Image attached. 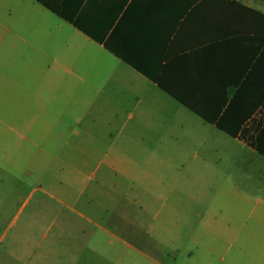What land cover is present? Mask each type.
<instances>
[{
	"label": "crops",
	"instance_id": "crops-1",
	"mask_svg": "<svg viewBox=\"0 0 264 264\" xmlns=\"http://www.w3.org/2000/svg\"><path fill=\"white\" fill-rule=\"evenodd\" d=\"M263 105L264 0H0V264H264V183L195 205Z\"/></svg>",
	"mask_w": 264,
	"mask_h": 264
},
{
	"label": "rangeland",
	"instance_id": "rangeland-1",
	"mask_svg": "<svg viewBox=\"0 0 264 264\" xmlns=\"http://www.w3.org/2000/svg\"><path fill=\"white\" fill-rule=\"evenodd\" d=\"M227 149L230 150L231 158L230 156L227 157L230 158L231 161H224L219 165H206V167H215V171L217 170L218 172H220L221 176L218 180L213 179V177L209 180H205L204 195L202 197H195L200 201V203H195L198 209H201V207L217 205L227 210L231 205H234L232 201H234L235 199L239 201L242 198L240 196L236 197L223 196L222 194L218 195V188H233L235 190H241L243 191V193H245L244 191H253L254 193H256V196L253 197L257 199H260L261 197V194L258 193L259 191H261L262 183H264V178L262 179V175L255 177L253 175L248 176L247 174H245L247 167L252 166L253 168H255L256 166H259V160L253 158V160L248 161L247 159L251 156L250 152L241 149L240 146H236L233 148H220L219 152L222 155H227ZM248 162H251L252 165ZM206 171L210 172L212 170H210V168H206ZM30 182L33 183V181ZM25 190H17L10 196L11 201L8 209V214L5 216V223L12 219L16 214L22 201L25 198ZM240 215L241 217H239V220L243 221L242 219H245L248 213L246 211H243L240 213ZM218 261H220V259H218ZM215 262H213V264H215Z\"/></svg>",
	"mask_w": 264,
	"mask_h": 264
},
{
	"label": "trees",
	"instance_id": "trees-1",
	"mask_svg": "<svg viewBox=\"0 0 264 264\" xmlns=\"http://www.w3.org/2000/svg\"><path fill=\"white\" fill-rule=\"evenodd\" d=\"M178 101H179V100H178ZM180 102H181V101H180ZM261 114H262V116H263V122H264V105H263V107H262ZM215 125H216V127H217L218 129H220L221 131L227 133L228 135H230V136H232V137H236V133L233 132V131L227 130V129L223 126V123H222V124L217 123V124H215ZM261 135H264V131L262 132ZM248 145H250L251 148H252L254 151H256L259 155H261V156L264 157V145L261 143V141H258V140H257V141H255V143H252V144L248 142Z\"/></svg>",
	"mask_w": 264,
	"mask_h": 264
}]
</instances>
